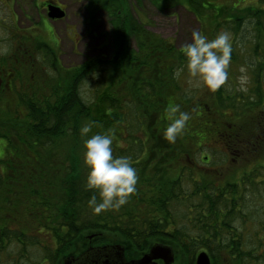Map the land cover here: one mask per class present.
I'll return each mask as SVG.
<instances>
[{
    "label": "trees",
    "instance_id": "obj_1",
    "mask_svg": "<svg viewBox=\"0 0 264 264\" xmlns=\"http://www.w3.org/2000/svg\"><path fill=\"white\" fill-rule=\"evenodd\" d=\"M218 1L187 0L186 5L205 29L207 19L216 28L234 21L240 29L249 17L258 36L264 34V8L250 6L246 18L224 19L220 14L228 6ZM88 3H95L90 11L94 19L98 9H108L110 0ZM108 13L113 16L111 59L87 57L68 70L69 84L61 77L49 93L24 91L14 106L1 105L11 87H0V260L5 252L12 256V246H19L21 260L11 262L24 264L22 257L34 244L45 246V256L34 264H62L69 245L95 240L123 245L128 259L129 249L140 255L160 238L181 246L193 260L205 251L212 264H261L264 236L256 233L262 230L255 232L259 242L251 249L245 228L238 230L231 223L238 219L244 189L255 186L264 168L261 77L256 78L259 87L252 96L227 92L222 85L206 91L207 100L190 103L181 92L179 74L174 75L187 63L182 48L155 34L131 10ZM16 72L17 68L15 82L21 76ZM88 81L94 87L91 95L82 89ZM176 105L197 121L200 136L179 135L175 143L163 138L168 109ZM129 116L141 136L130 133L125 145L121 129ZM89 121L95 124L88 136L111 130L113 156H127L138 175L136 192L127 203L99 214L88 203L93 190L86 188L87 137L80 134ZM210 144L216 150L220 145L223 156L246 151L258 164H246L238 180L220 183L221 178L190 165L192 157ZM173 203L185 207L172 210ZM247 216L243 211L239 220ZM188 223L197 232L188 230Z\"/></svg>",
    "mask_w": 264,
    "mask_h": 264
},
{
    "label": "rangeland",
    "instance_id": "obj_2",
    "mask_svg": "<svg viewBox=\"0 0 264 264\" xmlns=\"http://www.w3.org/2000/svg\"><path fill=\"white\" fill-rule=\"evenodd\" d=\"M54 1L62 3L67 9L68 13L66 18L54 21L49 18L47 20L45 16L42 17L40 15L42 19V23L40 24L38 22L40 20L39 13L34 4L35 2H40V0H32L28 8L27 0H11L9 4L6 2L3 3L2 0H0V24L4 25V27L0 25V50L2 52L5 51V53L11 51L19 52L17 58H19L21 62L23 60L22 64L29 62L24 60L28 59L30 63L33 62V67H35L29 69L22 67L17 68L16 74L21 76L17 78L15 84L10 88V94L7 95L8 97H6L5 102L1 105H7L9 103L14 106L19 104L20 93L24 91L38 90L49 93L56 86L61 77L65 85L69 84L72 80V75L68 70L82 64L87 57L95 58L106 56L111 59L114 47L110 44L112 23L110 18L113 16L108 13V10L114 11V9L128 12L131 10L134 16L139 18L143 23H146L151 31L173 42L177 48H182L185 44L192 42L193 30L206 34L209 39H213L221 30L229 31L231 34L232 54L228 66L229 78L224 84V89L227 92H235V94L242 92L247 96L254 95L253 91H257L259 86L264 91V34H261L259 37L253 20L247 17V10L252 9L250 6L264 8V0H220L216 3L217 5L223 4L228 6L224 9L225 11H222L220 14L224 19H235L238 17L243 19L247 17L240 29H238V25H236L234 21L232 23L223 22L221 26L216 28L212 21L210 22L208 19L206 21L208 27L206 29L203 28L204 25H201V22L196 19L194 13L187 9V0H178L179 3L177 4L175 3L177 0H159L157 2L156 0H154L155 2L153 0H140L139 4L137 3L138 0H110V3L105 6L108 9H98L99 12L95 13L94 19L91 18L90 11L94 8L95 3H88L89 0ZM23 2H25L26 5H20ZM13 4H15V11L9 9V6ZM6 7L9 9L8 11ZM26 10H30V20H27L29 16ZM41 13L44 15L43 11H41ZM3 19H6V22H3ZM20 20L23 21L25 25L31 26L25 27L21 25ZM8 24L11 29L15 30V38L12 42L8 41L10 39V31L5 27ZM18 25H20L21 28L18 27ZM43 30L44 34H42ZM27 34H34L36 39L32 37L30 42L23 41L20 43V41L26 39ZM36 40L46 44L48 53L45 50V46L42 47V51L38 49ZM25 52L26 54H24ZM40 53L45 56L43 61L39 59ZM242 67L245 69L243 73L240 71ZM183 69L184 70L181 71L178 76L179 82L182 85L181 92H184L183 95H186L189 101H191L190 103L193 102V104L198 103V101L207 100L206 91L209 89L202 81H198L191 77L187 72L186 66L183 67ZM258 73H260V75H258ZM241 75L247 77V81L243 87H241L238 80V77ZM260 77L262 81H259L258 86L257 79ZM82 89H84L83 93H90L89 95H91V91L94 87L90 84V81H88L83 84ZM18 109L22 111L24 107L20 106ZM133 122L134 119L129 116L128 120L123 123L121 131L122 136L126 140H124V142L121 141L122 144H127V138L130 133H133L137 137L141 136L138 124ZM169 122V119H167V123L163 128H165ZM131 123L133 124L130 125ZM201 134L202 131L198 127L197 121L193 119L192 116L181 135L195 137ZM2 141L3 140H0V143ZM215 147L214 144L205 146L202 151H199L192 157L194 164L192 163L190 165L194 167V170L205 169L209 174L218 177V179L221 178V181H218L220 183L227 180H238V177H240V174L243 172L242 168L244 165L258 164L246 151H235L231 155H226L228 157L226 158V156H223L225 153L221 152L222 147L218 145V150H216ZM205 156L210 157V160L205 159ZM250 167L251 166L248 168ZM254 168L255 167H253L252 170H254ZM258 173L261 177H257L258 182L255 186H251L249 190L244 189L243 191L244 200H241V211L235 214V217H238V219L235 218L231 221L238 230L245 228L244 230L248 233V235H246L248 237L247 242H251V249L253 248V244L257 245L259 242L255 237V232L262 230L261 233H256V235L261 234L264 236V168H261ZM184 207V203L172 204V210L176 208L182 209ZM243 211L248 213L246 217L248 220L246 221L244 219L239 220L242 218ZM12 226H15V223H13ZM33 230L37 232V230ZM188 230L197 232L193 229L192 223H188ZM262 241L264 243V240ZM93 242V244L79 242L69 245L67 247L68 253L66 256L81 253L89 245L113 244V242L109 240L105 243H97V240ZM155 243H163L173 247L175 253V261L173 264H196V259L193 260L189 254L185 253L181 246L179 248L160 238H155L153 244ZM11 248L14 249V251H11L12 256L8 255L6 252L3 253L0 264H12L11 260H21L19 259L21 257L19 246H12ZM44 248L45 246L30 244L26 256L22 257L23 263L34 264V261L37 259L40 261L41 258L45 256L43 252ZM147 251H143V253L139 255L129 249L130 254L128 255V259L139 258ZM259 252L264 255V244ZM255 263L257 264V262ZM261 264H264V259Z\"/></svg>",
    "mask_w": 264,
    "mask_h": 264
},
{
    "label": "clouds",
    "instance_id": "obj_3",
    "mask_svg": "<svg viewBox=\"0 0 264 264\" xmlns=\"http://www.w3.org/2000/svg\"><path fill=\"white\" fill-rule=\"evenodd\" d=\"M186 58L188 74L202 81L211 91H216L229 78L228 66L231 61L232 43L231 34L227 30L219 31L213 39L202 32L193 30L192 42L185 44L181 49ZM183 68L174 71L178 75ZM241 73L245 71L242 67ZM241 87L247 81L245 75L238 77ZM169 123L163 129V138L169 143H175L177 137L183 133L187 122L191 119L190 113L181 111L179 105L168 109ZM95 121H89L80 128L84 139V164L88 168L86 188L93 190L88 203L93 212L99 214L109 209H119L125 205L129 197L136 192L138 175L136 168L127 156H113V133L108 130L104 133L88 134ZM97 194L99 200L97 199Z\"/></svg>",
    "mask_w": 264,
    "mask_h": 264
},
{
    "label": "water",
    "instance_id": "obj_4",
    "mask_svg": "<svg viewBox=\"0 0 264 264\" xmlns=\"http://www.w3.org/2000/svg\"><path fill=\"white\" fill-rule=\"evenodd\" d=\"M65 10L51 4L48 15L53 19L65 17ZM162 259L164 264H173L175 261L174 249L171 245L155 243L149 251L140 258L128 260L125 248L121 244H106L104 246L89 247L79 255L67 256L62 264H153ZM196 264H212L210 256L202 251L196 257Z\"/></svg>",
    "mask_w": 264,
    "mask_h": 264
},
{
    "label": "flooded vegetation",
    "instance_id": "obj_5",
    "mask_svg": "<svg viewBox=\"0 0 264 264\" xmlns=\"http://www.w3.org/2000/svg\"><path fill=\"white\" fill-rule=\"evenodd\" d=\"M10 1L11 0H2L3 3L6 2L7 4H9ZM31 2H32V0H27V8H28V6H29V4ZM34 4H35V8L37 9V11L39 13L40 20L38 22L40 24L42 23L41 16L42 17L45 16V18L48 20V10H49V6L51 4L60 6L62 9H64L65 12H66V16H67V13H68L67 9L64 7V5L62 3H60V2H58V1H54V0H40V2H35ZM20 5H26V3L23 2ZM14 6H15V4H13L12 6H9V9L10 10L12 9L13 11H15L14 10ZM6 8H7V11H8L9 10L8 7H6ZM29 11L30 10H26V12H27V14L29 16V19L26 18L27 20H30V15L31 14L29 13ZM41 11L44 12V15L41 13ZM66 16L64 18H62V19H65ZM24 18H25V16H24ZM62 19H52V20L56 21V20H62ZM3 22H6V19H3ZM20 24L24 25L25 27L31 26V25H28V26L25 25V23L23 21H21V20H20ZM0 25L4 27V25H2V24H0ZM5 27L10 31V33H9L10 39L8 41L12 42V40L15 38V35H14L15 34V30L11 29L9 24L7 26H5ZM18 27L21 28L20 25H18ZM41 27H42V25H41ZM42 29H43V27H42ZM46 32H45V34L47 35ZM42 34H44V30H43ZM32 37L35 38L34 34H27L26 35V39H23L22 41H20V43H22L23 41H29L30 42ZM43 44H45V43H43L42 41L36 40V45L42 46ZM40 51H42V50H40ZM15 53H16V55H15ZM18 53L19 52H15V51H11L9 53H5V51L2 52L0 50V87L3 86V85L4 86H8V87H12L13 86V84L15 82V80H14L15 79V68H20V67L28 68V69L29 68H35V67H33L34 66L33 62L30 63V60H28V59H24V60L29 61V62H26V63L22 64L23 60L21 62V60L19 58H17L19 56ZM24 54H26V52ZM39 59L41 61H43L45 59L44 54L40 53ZM20 62H21V64H20ZM104 245H106V244H103V245H89V246H87V248L85 250H87L89 247H97V246L99 247V246H104ZM81 253H78L76 255H79ZM153 264H164V260L157 259V260H155V262Z\"/></svg>",
    "mask_w": 264,
    "mask_h": 264
}]
</instances>
